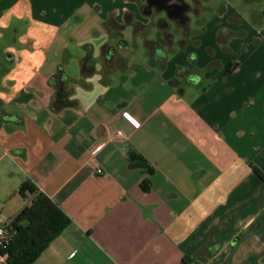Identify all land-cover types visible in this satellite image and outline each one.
Returning a JSON list of instances; mask_svg holds the SVG:
<instances>
[{
    "label": "crops",
    "instance_id": "obj_1",
    "mask_svg": "<svg viewBox=\"0 0 264 264\" xmlns=\"http://www.w3.org/2000/svg\"><path fill=\"white\" fill-rule=\"evenodd\" d=\"M240 1L151 47L145 0H0V163L36 188L10 219L39 192L70 219L33 264H264V15Z\"/></svg>",
    "mask_w": 264,
    "mask_h": 264
},
{
    "label": "trees",
    "instance_id": "obj_2",
    "mask_svg": "<svg viewBox=\"0 0 264 264\" xmlns=\"http://www.w3.org/2000/svg\"><path fill=\"white\" fill-rule=\"evenodd\" d=\"M191 6L187 0H145L141 6L144 15L164 12L167 19L160 18L157 26L162 32L161 38L156 42H151L150 46H163L172 43L173 34L169 30V21H173L183 32L185 38L190 35L189 13L197 11L200 0H193ZM133 16L126 13L125 22L133 21ZM139 24L137 23V26ZM67 76L62 70L50 78V83L56 88V97L52 103V108L58 110L62 107L72 105L67 92L65 82ZM258 172V171H257ZM258 175L263 179L261 173ZM17 192L35 193L36 188L31 186L29 181L23 182ZM264 206V199L260 202ZM70 223L69 217L44 193H37L32 202L25 206L12 220L11 231L14 233L10 241L0 247V254H6L7 264H33L40 256L47 245L56 238ZM211 241H208L204 248L210 250ZM211 253V252H210Z\"/></svg>",
    "mask_w": 264,
    "mask_h": 264
},
{
    "label": "rangeland",
    "instance_id": "obj_3",
    "mask_svg": "<svg viewBox=\"0 0 264 264\" xmlns=\"http://www.w3.org/2000/svg\"><path fill=\"white\" fill-rule=\"evenodd\" d=\"M187 2L194 6L193 0H187ZM256 2V3H255ZM224 5L228 6L229 8H234L236 10H241L245 7L244 3H241L240 0H200L198 5L199 13L195 14L193 11L189 13L191 18L190 27L196 32V28L199 27L200 20L202 18H210L216 12H218ZM262 4L257 3L256 0L253 2V6L251 8H256L260 12L259 14L264 15L262 13L263 8L261 9ZM245 21L248 23L255 22L252 12H243ZM160 16L165 17L164 12H160ZM169 21V30L173 34V38L175 41L181 38V29L176 26L173 21ZM155 29L148 34V37H155ZM9 168L6 165L5 161L0 163V211L2 213L3 218L10 219L13 217L15 211H17L18 205L24 201V197L20 196L17 192L13 193L14 189L12 188L13 180L10 177V172L8 171Z\"/></svg>",
    "mask_w": 264,
    "mask_h": 264
},
{
    "label": "built area",
    "instance_id": "obj_4",
    "mask_svg": "<svg viewBox=\"0 0 264 264\" xmlns=\"http://www.w3.org/2000/svg\"><path fill=\"white\" fill-rule=\"evenodd\" d=\"M125 117L129 120L132 121V118L128 115V114H124ZM117 135L121 136L122 132L120 130H118L116 132ZM101 148V145L98 146L95 151L99 150ZM98 172H101L100 170H98ZM14 232L11 231V219H5L2 216V213L0 211V247H4L11 239V236ZM7 255L4 254H0V258H6Z\"/></svg>",
    "mask_w": 264,
    "mask_h": 264
}]
</instances>
